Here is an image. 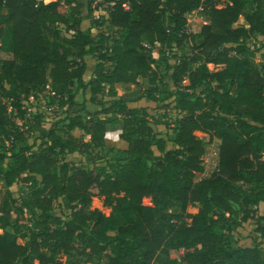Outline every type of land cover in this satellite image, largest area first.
<instances>
[{
    "label": "trees",
    "instance_id": "16d2710c",
    "mask_svg": "<svg viewBox=\"0 0 264 264\" xmlns=\"http://www.w3.org/2000/svg\"><path fill=\"white\" fill-rule=\"evenodd\" d=\"M106 1L0 0V264H264V0ZM199 8L208 23L188 22ZM93 25L110 31L95 37ZM140 78L141 97L177 111L157 120L173 148L146 106L118 96L116 84ZM78 90L100 108L70 114ZM39 95L64 116H27ZM214 140L217 165L201 177ZM105 146L124 154L110 168L96 165ZM73 152L92 166L67 161ZM188 206L190 222L178 214ZM237 228L251 245L231 243Z\"/></svg>",
    "mask_w": 264,
    "mask_h": 264
},
{
    "label": "rangeland",
    "instance_id": "374dc122",
    "mask_svg": "<svg viewBox=\"0 0 264 264\" xmlns=\"http://www.w3.org/2000/svg\"><path fill=\"white\" fill-rule=\"evenodd\" d=\"M51 0H46V2H49ZM82 2L86 3L88 1H92V4L96 5L97 2H107L106 0H81ZM107 4H111V3H107ZM107 4H105V6H107ZM225 5V0H221L220 3L217 4L218 7L224 6ZM102 11L101 9H98L95 12L94 17H96L97 14H100ZM187 20L190 23H195V22H201V23H208V18H207V13L203 10V8H199L191 13L186 14ZM242 19L240 18L238 20V23H241ZM91 20H87L85 22H83V27H87V26H91ZM110 31V27L108 26H96L93 25L92 26V35H94L95 37L97 36V34H99L100 32L102 33H108ZM263 37L259 36L257 37L258 39H262ZM155 45V44H154ZM155 46H159V45H155ZM181 51L184 54H189L191 52V44L189 42H186L183 44V46L181 47ZM154 56V62H153V67L157 68V67H161L163 66L161 60H159V54L156 52L153 53ZM97 61V58L95 55H88L85 58V61H90L89 64L91 62H94L95 60ZM91 59H93V61H91ZM93 64V63H92ZM105 66L110 67V63L108 61L105 62ZM209 68L210 69H214V66L212 64H209ZM94 69V68H93ZM93 69H91V72H93ZM89 67L86 68V72H85V77L88 76L89 74ZM141 79V78H140ZM146 82V81H145ZM148 82V81H147ZM118 86H122V88H119L118 90L120 92H124L126 94L134 92L135 90H139L141 93L143 91V87L144 84L140 81L139 85H135L132 83H122V85L118 84ZM32 97V96H31ZM45 97L39 95L37 97H32V98H27L25 100H27L26 102H23L24 104H28L30 107L33 108V110L36 112L37 108L40 106V102L41 100H43ZM144 99V106H146L149 110V114H150V124L152 126V128L154 129L155 132H157L159 134V136L163 137L166 140V144H167V148H173L175 145L172 141L173 139V130L172 128L165 126L164 124L158 123V119H164L166 118V116H171V117H176L177 116V111H175L174 109H169L166 112H164V109L161 107V103L159 102H153V101H149L147 98L143 97ZM33 111V112H34ZM64 114L63 112L59 111H50L48 113L45 114V119L48 120L49 122H54L56 121L58 118L63 117ZM17 123H21L20 120H17ZM109 139L106 140L107 143H111V145H115L117 144V141L115 138L113 137H109ZM218 140H214L212 143L207 144L205 147V152L203 155V172L199 174V176H205L210 174L213 169L215 168V166L217 165V160H218ZM100 154L103 156V159H100L96 162V165L99 166H103V165H107L109 166V168L111 167V165H115L118 163L119 160H121L124 157V154L122 152L117 151L114 147L111 146H105V147H101L99 149ZM264 158V157H263ZM67 161L69 162H73V163H78V164H83L87 167H91L92 164L88 163L85 159V157L83 155H81L80 157H77L76 159L74 158L73 160L71 159H67ZM5 190V185L3 182H0V200L2 199L3 193ZM144 204H151V201L149 198L145 199L143 201ZM92 207H96L100 210H102L104 213H108L110 210L108 208H105L103 206V202L101 199H94L92 201ZM235 208H237L236 205H234ZM197 211V207L196 206H188L186 209V212H181L180 210H178V214H180V216L182 218L185 219L186 222H190V217H188L186 214H193ZM255 221H251V228L252 226L255 224ZM109 233L113 234V231H110ZM253 238L254 235L253 233L244 230L243 228H237L234 231H232L230 233V241L231 243H235L237 245H241V246H247V245H251L253 242ZM181 254V250H171V257H178ZM61 258L63 260L68 259L70 257L66 256V255H62ZM104 260L101 261V263H103ZM100 262L97 261H93L87 264H101Z\"/></svg>",
    "mask_w": 264,
    "mask_h": 264
},
{
    "label": "crops",
    "instance_id": "0c3cea01",
    "mask_svg": "<svg viewBox=\"0 0 264 264\" xmlns=\"http://www.w3.org/2000/svg\"><path fill=\"white\" fill-rule=\"evenodd\" d=\"M95 60V58H94ZM91 61H93V59H91ZM90 61H86V68L89 67V74L88 76L86 77V79L90 78L91 75H92V72H91V69H93L97 63V61L95 60L94 62H91L89 64ZM93 63V64H92ZM140 81L144 84V87L148 85V80L146 78H141ZM146 81V82H145ZM120 85H122V83H118ZM118 84H116L117 86V89L119 88H122V86H118ZM143 87V88H144ZM142 93L139 91V90H135L134 92H131V93H124L123 91L120 92L118 90V96L122 97L123 99H125L126 101L129 102V104L132 106V107H141V106H144V99L143 97H141ZM89 96H90V92L89 90H78L76 92V96H75V100H76V105H74L71 110L69 111L70 114H73V113H83L85 111H96L100 108L99 105L95 104V103H92L90 100H89ZM109 99V97H105V100ZM27 101V100H26ZM149 111V110H148ZM61 112H63L61 110ZM65 114V113H63ZM116 126V127H115ZM119 126L117 125H113V126H110L107 130V136L109 137H113V138H117V132L119 131ZM109 145H111V143H107ZM120 144V143H119ZM113 145V144H112ZM81 155L77 152H73V153H69L67 154L65 157H66V160L68 159H71L73 160L74 158L76 159L77 157H80Z\"/></svg>",
    "mask_w": 264,
    "mask_h": 264
},
{
    "label": "built area",
    "instance_id": "2783aa9c",
    "mask_svg": "<svg viewBox=\"0 0 264 264\" xmlns=\"http://www.w3.org/2000/svg\"><path fill=\"white\" fill-rule=\"evenodd\" d=\"M43 2L46 3V0H42ZM123 7L125 9L128 8V5L126 3L123 4ZM96 17H99V14L96 15ZM155 45H159L157 42L154 43ZM32 98V97H29ZM24 102L27 103V101L25 100ZM24 108L26 109L27 112V116H29L30 114H34V113H48L50 111H61V107L57 104V102H53L50 103L49 100L47 98H44L43 100H41L40 102V106L37 108L36 112L33 110L32 107H30L28 104H24ZM34 111V112H33ZM216 167V166H215Z\"/></svg>",
    "mask_w": 264,
    "mask_h": 264
}]
</instances>
